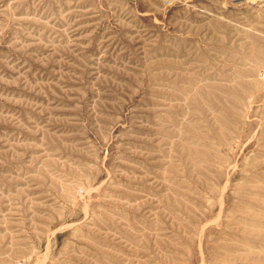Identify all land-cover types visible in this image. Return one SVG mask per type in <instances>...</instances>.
Here are the masks:
<instances>
[{"label": "rangeland", "instance_id": "374dc122", "mask_svg": "<svg viewBox=\"0 0 264 264\" xmlns=\"http://www.w3.org/2000/svg\"><path fill=\"white\" fill-rule=\"evenodd\" d=\"M0 264H264V0H0Z\"/></svg>", "mask_w": 264, "mask_h": 264}]
</instances>
